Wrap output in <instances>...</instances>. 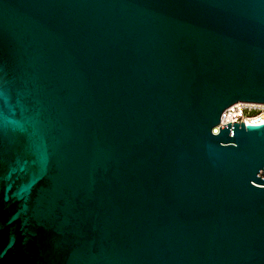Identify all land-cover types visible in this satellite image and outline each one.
<instances>
[{
	"label": "water",
	"instance_id": "1",
	"mask_svg": "<svg viewBox=\"0 0 264 264\" xmlns=\"http://www.w3.org/2000/svg\"><path fill=\"white\" fill-rule=\"evenodd\" d=\"M237 103L264 0H0V264H264Z\"/></svg>",
	"mask_w": 264,
	"mask_h": 264
},
{
	"label": "built area",
	"instance_id": "2",
	"mask_svg": "<svg viewBox=\"0 0 264 264\" xmlns=\"http://www.w3.org/2000/svg\"><path fill=\"white\" fill-rule=\"evenodd\" d=\"M261 114H264V105L237 103L223 111L218 127L228 123H245V119H251ZM227 117H231L232 122H223ZM218 127L212 132L217 133Z\"/></svg>",
	"mask_w": 264,
	"mask_h": 264
},
{
	"label": "bare ground",
	"instance_id": "3",
	"mask_svg": "<svg viewBox=\"0 0 264 264\" xmlns=\"http://www.w3.org/2000/svg\"><path fill=\"white\" fill-rule=\"evenodd\" d=\"M223 122H232L231 117H227L226 119L223 120ZM244 125H253V126H258L261 124H264V114L258 115L254 118L251 119H245Z\"/></svg>",
	"mask_w": 264,
	"mask_h": 264
}]
</instances>
